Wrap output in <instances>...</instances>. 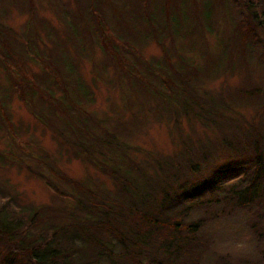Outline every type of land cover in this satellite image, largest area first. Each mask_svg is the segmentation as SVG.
Here are the masks:
<instances>
[{
  "label": "rangeland",
  "instance_id": "obj_1",
  "mask_svg": "<svg viewBox=\"0 0 264 264\" xmlns=\"http://www.w3.org/2000/svg\"><path fill=\"white\" fill-rule=\"evenodd\" d=\"M248 1L0 0V24L16 34L8 40L14 49L12 52L16 53L13 56L18 57L7 62L1 55L10 54L0 44V193L5 198L15 196L12 204L16 206L46 207L49 220L68 223L71 222L69 213L75 211V202L57 194L40 175L64 192L72 188L58 176L61 172L100 195L114 193L113 182L83 160L87 154L84 150L103 149L106 155L112 152L108 155L113 156L115 148L127 142L134 148L130 155L138 160L149 158L148 153H151L154 154L152 159L169 161L182 151L169 107H164L162 102V111L158 112L156 102L150 96L145 97L147 92L142 87L133 88L127 80L117 79L109 53L99 46L100 38L107 36L99 38L93 34L90 38L81 32L86 38L83 46L79 44L77 30L85 21L96 27L90 22L94 21L93 8L99 10L112 27L113 39L123 36V41H117L123 44L124 50L126 43L134 53L141 55L145 62L140 60V70L146 69L149 62L156 72L177 81L176 70L187 74L189 69L195 68L198 71L196 83L207 92V100L227 103V107L237 111L239 119L243 115L249 122L256 119L257 123H264V109L261 108V115L257 113L264 104V15L262 18L257 15V2L248 9L244 5ZM261 6L264 8V0ZM248 26L255 32H244L247 40L243 42L240 29L247 31ZM21 49L26 53L22 54ZM58 52H62L70 66L77 68L85 83L92 86L95 102L84 101L83 105L100 120L102 128L92 120L88 126L112 149L90 136L82 142L65 138L69 128L59 120L58 110L41 99L36 87L31 88L34 95L30 98L27 84L15 82V76L11 75L13 72L28 77L29 70L35 75L40 90L48 88L57 96L63 90L54 85L55 79L47 67L50 69L49 62L53 63L54 69L59 67L62 78L66 79L68 73ZM129 61L135 63L134 57ZM18 67L22 68L21 73ZM239 88L249 92L257 90L260 97L243 95ZM22 91L28 95L27 104L19 97ZM181 120L183 137L193 140L212 137V132L204 130L200 123L188 125L183 114ZM122 122L127 124L128 130ZM193 126L195 133L191 130ZM104 128L111 132H105ZM61 129L64 130L62 136ZM74 131L79 132L78 127H74ZM114 158L121 159V156ZM256 222V216L242 210L217 217L210 225L213 253L225 256L230 264H264V247L258 239Z\"/></svg>",
  "mask_w": 264,
  "mask_h": 264
},
{
  "label": "trees",
  "instance_id": "obj_2",
  "mask_svg": "<svg viewBox=\"0 0 264 264\" xmlns=\"http://www.w3.org/2000/svg\"><path fill=\"white\" fill-rule=\"evenodd\" d=\"M254 2H257L256 13L262 18L261 0H250L244 5L249 9ZM91 15L94 21L90 22L96 27L88 25L86 20L77 30L79 44L83 46L85 38H92L93 34L99 38L107 36L109 43L100 38L99 46L109 53L117 79L127 80L133 88L142 87L148 94L145 97L150 96L156 102L158 112L162 111L163 103L169 107L183 149L172 161L152 159L151 153L149 158L138 160L130 155L134 148L127 142H121L113 156L108 155L112 152L106 155L103 149H82L87 153L83 160L113 182L114 193L100 195L61 172L58 176L72 188L64 192L46 176L38 174L57 194L75 202V211L69 213L71 222L68 223L49 220L46 207L16 206L12 204L15 196L5 198L0 193V264H230L225 256L213 253L210 225L217 217L238 210L257 217L258 239L264 247V123H257L256 119L249 122L243 115L239 119L237 111L227 107V103L207 100V92L196 83L195 68L187 74L176 70L177 81L156 72L149 62L146 69L140 70V60L145 62L141 55L126 43L123 49V44L118 42L123 41L122 35L112 38L113 29L99 10L93 8ZM244 29H240L239 35L243 42L247 40L244 32H255L249 26L247 31ZM14 36L0 24V44L10 54L1 56L7 62L18 58L9 46L8 38ZM162 49L170 66L168 53ZM21 53L25 54L26 50L21 49ZM58 53L68 73L66 79L62 78L59 67L54 69L53 63L49 62L50 69L47 67L55 79L54 85L63 90L57 96L48 88L40 90L35 75L29 70L28 77L13 72L11 75L15 76V82L27 84L30 98L34 95L31 88L36 87L41 99L58 110L59 120L69 128L65 138L82 142L90 136L103 145L100 136L88 126L92 120L102 128L100 120L83 105L84 101L95 102L92 86L85 83L62 52ZM133 57L135 63L129 61ZM16 69L22 72L21 67ZM75 73L79 76L72 77ZM240 91L246 96L260 97L257 90L249 92L239 88ZM19 97L28 103L26 92H20ZM261 108L264 109V104L258 109V115L263 113ZM181 114L188 119V125L198 122L204 130L212 132V137L195 140L183 137ZM122 125L128 130L125 122ZM103 130L111 132L107 128ZM191 130L195 133L194 126ZM61 132L63 135L64 130ZM111 136L116 138L114 134ZM104 146L112 149L111 145ZM118 154L121 159L114 158Z\"/></svg>",
  "mask_w": 264,
  "mask_h": 264
}]
</instances>
